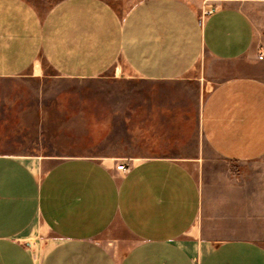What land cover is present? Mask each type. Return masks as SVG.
Here are the masks:
<instances>
[{"label": "crops", "instance_id": "crops-1", "mask_svg": "<svg viewBox=\"0 0 264 264\" xmlns=\"http://www.w3.org/2000/svg\"><path fill=\"white\" fill-rule=\"evenodd\" d=\"M243 4L0 0V82L16 84L0 88V264H264L250 238L193 231L205 151L264 156V44ZM52 76L139 85L86 138L90 113L53 103Z\"/></svg>", "mask_w": 264, "mask_h": 264}, {"label": "rangeland", "instance_id": "rangeland-1", "mask_svg": "<svg viewBox=\"0 0 264 264\" xmlns=\"http://www.w3.org/2000/svg\"><path fill=\"white\" fill-rule=\"evenodd\" d=\"M38 12L43 13L59 0H26ZM118 13H125L140 0H105ZM192 7L215 6L223 0H183ZM226 1V0H224ZM230 1V0H228ZM243 2L244 9L256 24V40L264 44V0H236ZM45 69L51 73L43 61ZM218 76L229 68L228 64L211 60ZM49 73V74H50ZM229 73V72H227ZM54 75L53 73H51ZM52 82H43L50 88L51 98L62 103L83 106L87 115L82 124L84 137L91 136L89 121L94 113H106L108 103L122 101L123 92L139 82H123L102 77L79 81L50 77ZM36 84H41L36 82ZM16 85V84H15ZM12 82H0V88L15 86ZM65 90V92L63 91ZM91 107L97 109L91 110ZM99 108V109H98ZM97 118H99L97 116ZM202 170L199 173L202 185L200 217L194 226L196 238L217 243L234 237L250 238L264 246V156L250 161H230L205 151Z\"/></svg>", "mask_w": 264, "mask_h": 264}, {"label": "built area", "instance_id": "built-area-1", "mask_svg": "<svg viewBox=\"0 0 264 264\" xmlns=\"http://www.w3.org/2000/svg\"><path fill=\"white\" fill-rule=\"evenodd\" d=\"M213 10V6L209 5V6H204L202 9H201V15H205V14H208V13H211ZM259 58H264V52L261 53V55H259ZM116 169L117 170H121V171H127L128 168L124 165V164H118L116 166Z\"/></svg>", "mask_w": 264, "mask_h": 264}]
</instances>
